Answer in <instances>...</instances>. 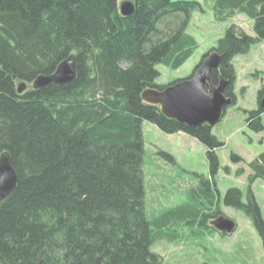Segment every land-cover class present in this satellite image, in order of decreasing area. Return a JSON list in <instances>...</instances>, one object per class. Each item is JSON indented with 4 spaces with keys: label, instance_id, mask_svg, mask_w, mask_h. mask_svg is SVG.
Instances as JSON below:
<instances>
[{
    "label": "trees",
    "instance_id": "trees-1",
    "mask_svg": "<svg viewBox=\"0 0 264 264\" xmlns=\"http://www.w3.org/2000/svg\"><path fill=\"white\" fill-rule=\"evenodd\" d=\"M124 1L135 5L130 17L120 14ZM198 10L184 0H0V161L8 155L18 176L0 201V264H162L155 244L184 238L185 227L215 232L210 222L222 211L214 182L187 187L175 205L146 208L144 122L197 139L212 173L220 170L223 144L208 127L188 128L142 99L172 85L157 84L159 66L179 70L199 48L188 32ZM213 10L218 22L239 14L254 21L255 37L231 26L203 58L222 56L211 84L228 81L235 104L234 60L264 41V0H215ZM71 56L74 83L19 94L18 83L53 75ZM245 113L248 127L264 132V110ZM249 169L251 183L264 181V152ZM225 204L243 211L264 243L252 191L245 204L230 189Z\"/></svg>",
    "mask_w": 264,
    "mask_h": 264
},
{
    "label": "rangeland",
    "instance_id": "rangeland-1",
    "mask_svg": "<svg viewBox=\"0 0 264 264\" xmlns=\"http://www.w3.org/2000/svg\"><path fill=\"white\" fill-rule=\"evenodd\" d=\"M184 1L197 2L202 8L194 12L188 29L199 48L179 70L159 66L161 76L157 84L160 86L190 78L231 26L255 37L254 21L246 15L239 14L218 22L213 10L215 0ZM234 66L237 74L235 104L226 109L222 121L211 130L223 144L216 151L220 163L216 174L212 173L207 149L197 139L185 133L168 135L149 122L143 123L147 212L179 203L182 191L187 187H206L208 184L213 188L215 183L220 195L221 215L237 223L236 231L225 237L203 227L200 234L194 235L185 227L188 232L185 231L184 238L173 243L161 241L153 246L152 251L162 257V264H264V243L253 222L243 211L225 204L230 189H239L245 204L252 191L264 219V181H249V165L264 152V132H253L248 127L245 113L260 109L258 99L264 89V41L252 46L249 53L237 56ZM21 84H26L27 90L32 86L21 82L17 88ZM262 120L264 123V114ZM233 155L243 161L235 162Z\"/></svg>",
    "mask_w": 264,
    "mask_h": 264
},
{
    "label": "water",
    "instance_id": "water-1",
    "mask_svg": "<svg viewBox=\"0 0 264 264\" xmlns=\"http://www.w3.org/2000/svg\"><path fill=\"white\" fill-rule=\"evenodd\" d=\"M120 14L130 17L135 13L132 1H124L119 6ZM222 56L210 53L201 63L194 75L187 80L175 83L164 90L149 89L142 95L145 103L158 106L162 114L170 120L191 129L208 127L212 130L218 125L226 109L233 105L232 99L225 96L228 81L220 79L218 86H212V75L220 70ZM76 58L65 60L53 75L40 76L33 82L34 90H42L49 86H68L76 81ZM27 90L26 84L18 88L19 94ZM260 109L264 110V99ZM18 176L8 155L0 161V201L8 198L16 189ZM211 226L223 235H231L236 231L237 224L226 216H219L211 222Z\"/></svg>",
    "mask_w": 264,
    "mask_h": 264
},
{
    "label": "flooded vegetation",
    "instance_id": "flooded-vegetation-1",
    "mask_svg": "<svg viewBox=\"0 0 264 264\" xmlns=\"http://www.w3.org/2000/svg\"><path fill=\"white\" fill-rule=\"evenodd\" d=\"M178 82V81H177Z\"/></svg>",
    "mask_w": 264,
    "mask_h": 264
}]
</instances>
